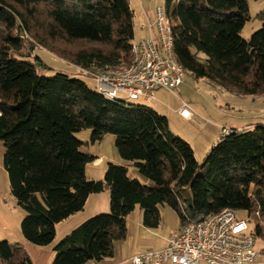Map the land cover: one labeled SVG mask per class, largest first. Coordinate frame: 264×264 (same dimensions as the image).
Returning a JSON list of instances; mask_svg holds the SVG:
<instances>
[{
  "label": "trees",
  "instance_id": "obj_1",
  "mask_svg": "<svg viewBox=\"0 0 264 264\" xmlns=\"http://www.w3.org/2000/svg\"><path fill=\"white\" fill-rule=\"evenodd\" d=\"M249 1L258 0H165V8L184 72L236 96L264 97V11L248 40L240 34L250 19ZM133 17L128 0H0L2 166L25 213L22 237L49 245L58 223L82 211L90 195L109 192V213L66 234L54 246L51 264L111 258L136 206L151 229L161 225L162 205L177 214L179 226L185 216L244 211L251 232L264 238V124L232 128L199 164L153 108L110 101L65 73L37 74V63L47 67L33 55L34 45L19 37L26 34L77 73L122 70L132 57ZM86 129L90 143L113 135L119 157L149 184L114 163L106 164L102 180L88 181L85 168L97 157L81 152L87 142L75 137ZM181 189L188 190L185 197ZM0 264L33 263L21 247L0 239Z\"/></svg>",
  "mask_w": 264,
  "mask_h": 264
},
{
  "label": "rangeland",
  "instance_id": "obj_2",
  "mask_svg": "<svg viewBox=\"0 0 264 264\" xmlns=\"http://www.w3.org/2000/svg\"><path fill=\"white\" fill-rule=\"evenodd\" d=\"M128 3L134 16V38L132 43H138L148 37L147 27L143 26L147 24V19L153 22L156 8H161L164 13L166 12L165 0H128ZM248 9L250 19L245 23L240 33L245 40H248L252 33L261 27L262 22L256 15L264 11V0L249 1ZM25 40L34 45L33 55L38 56L47 67H40L37 63V74L48 76L55 72L65 73L70 77L83 80L90 89H96L95 83L91 78L77 73V69L45 49L38 48L29 36ZM160 90L162 91L155 92L156 108L154 110L167 118L169 129L174 135L190 145L199 164L211 150L214 142L218 140V134H216L218 128H220L221 132L222 127L244 130L252 128L256 124H264V97H242L230 94L205 79L193 77L187 71L183 73V81L177 91ZM125 103L145 105L152 108L151 104H144L141 100H127ZM182 103H186L192 112L193 116L189 121L183 120L178 114ZM226 129L229 130V128ZM90 134L91 130L88 129L75 133V137L79 141L87 142V144L81 146V152L103 157L102 163H91L86 166L85 177L88 181L102 180L107 163L117 164L118 162H123L125 163L123 165L127 168L129 178L141 179L146 184H149V181L138 173L133 163L124 161L119 157L114 145L115 138L113 135L106 134L101 141L90 143ZM3 153L4 147L0 142V239L6 240L13 246L21 247L30 257L33 264H51L54 257L53 248L66 234L91 217L109 213V192L105 191L91 197L96 199V207H94L93 201H88L82 211L58 223L55 226V238L49 245L38 246L26 241L20 231V222L25 213L17 207L10 194L7 174L2 166ZM179 192L183 197L188 194L186 189H181ZM138 210L140 208L136 206L133 212L129 214L128 226L130 228L134 227ZM159 211L162 219L161 225L153 230L157 236H161L166 231L173 232L179 228V219L173 210L166 205H162L159 206ZM237 216L240 219H244L246 213L237 211ZM249 226L250 228L253 227L252 221ZM128 238L118 243L120 244L117 251L119 252L120 250L117 253L118 258L127 253L128 250H131L132 239H130L131 237ZM256 248L258 249V256L264 261V238L256 237Z\"/></svg>",
  "mask_w": 264,
  "mask_h": 264
},
{
  "label": "built area",
  "instance_id": "obj_3",
  "mask_svg": "<svg viewBox=\"0 0 264 264\" xmlns=\"http://www.w3.org/2000/svg\"><path fill=\"white\" fill-rule=\"evenodd\" d=\"M171 26L166 12L156 8L153 22L147 19L148 37L132 43L131 61L125 69L78 70L91 78L96 92L110 101L154 104L157 90L175 92L183 81L184 69L174 53ZM19 37L28 38L24 33ZM178 114L186 121L192 117L186 103H182ZM229 132L222 128L220 134ZM258 255L249 220L224 209L194 220L185 216L184 224L168 235L165 248L135 254L130 264H255Z\"/></svg>",
  "mask_w": 264,
  "mask_h": 264
},
{
  "label": "crops",
  "instance_id": "obj_4",
  "mask_svg": "<svg viewBox=\"0 0 264 264\" xmlns=\"http://www.w3.org/2000/svg\"><path fill=\"white\" fill-rule=\"evenodd\" d=\"M143 27L146 28V25L143 26ZM158 91H162V90H157L156 92H158ZM155 104L156 103L151 104V106H152L153 109L156 108V105ZM222 128L232 129L231 127H222ZM220 133H221L220 132V128H218L216 130V134H218V139L220 138ZM216 142H214V144ZM92 156H94V155H92ZM95 157H97V156H95ZM100 162L101 163L103 162V157L102 156L97 157L96 161L93 162L92 164H96V163H100ZM117 164L123 165L125 163L118 162ZM138 180L141 183L146 184L145 181H142L141 179H138ZM94 195H96V194L90 195L88 197L87 203H88V201H91V202L93 201V204L96 203V199L95 198H91V197H94ZM94 207H96V204L94 205ZM128 218H129V215L127 217V235H126V238L124 240H126L128 237H131L130 238V239H132L131 244H130L131 250H128L127 253L121 255V257L118 258V256H117L118 254L117 253H119L120 250H119V252H117V251H118V245H120L118 243L120 241H117V242L114 243V252H113V256L111 258H106V259H103L100 262H97V263H94L93 262V263H90V264H130V258L135 253L138 254V253L145 252V251H149V250H161V249H163V248L166 247V239H167L168 235L171 233V231H166L161 236H157L155 234V232L153 231L155 229L147 228V227H145L142 224V214H141V210H138L137 211V216L135 218L136 219V222L134 221L135 224H134V227L133 228L132 227L130 228V226H128ZM169 230H171V229H169ZM119 256H120V254H119ZM255 264H264V261L262 260V258H260V256H258Z\"/></svg>",
  "mask_w": 264,
  "mask_h": 264
},
{
  "label": "water",
  "instance_id": "obj_5",
  "mask_svg": "<svg viewBox=\"0 0 264 264\" xmlns=\"http://www.w3.org/2000/svg\"><path fill=\"white\" fill-rule=\"evenodd\" d=\"M38 65H39V63H38Z\"/></svg>",
  "mask_w": 264,
  "mask_h": 264
}]
</instances>
